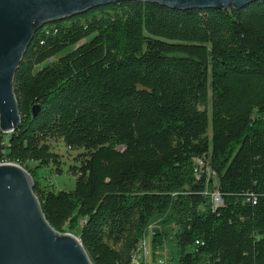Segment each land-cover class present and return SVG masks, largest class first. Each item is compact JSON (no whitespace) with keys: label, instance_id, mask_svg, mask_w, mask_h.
Listing matches in <instances>:
<instances>
[{"label":"trees","instance_id":"obj_1","mask_svg":"<svg viewBox=\"0 0 264 264\" xmlns=\"http://www.w3.org/2000/svg\"><path fill=\"white\" fill-rule=\"evenodd\" d=\"M14 92L21 123L0 132V162L29 172L47 222L92 264H133L156 222L177 264H264V0L128 1L44 25ZM51 140L81 157L72 190L36 173L62 174ZM151 235L154 259L164 236Z\"/></svg>","mask_w":264,"mask_h":264},{"label":"water","instance_id":"obj_2","mask_svg":"<svg viewBox=\"0 0 264 264\" xmlns=\"http://www.w3.org/2000/svg\"><path fill=\"white\" fill-rule=\"evenodd\" d=\"M128 1L178 11H230L257 0H0L1 133H13L20 126L14 77L36 31L97 7ZM37 112L34 107L33 116ZM33 187V178L23 167L0 164V264H92L74 234L50 226Z\"/></svg>","mask_w":264,"mask_h":264},{"label":"rangeland","instance_id":"obj_3","mask_svg":"<svg viewBox=\"0 0 264 264\" xmlns=\"http://www.w3.org/2000/svg\"><path fill=\"white\" fill-rule=\"evenodd\" d=\"M68 52L65 51L58 55L57 57L53 58L52 60H56L60 56L65 55ZM52 60L48 61L47 63L51 62ZM51 151L59 156L60 166L62 169L61 175H55L53 169H45V170H37V175L42 176L44 182L53 187L54 190H72L74 188V178L69 174V168L73 165H77L81 159L78 156L77 151H70L64 146V144L60 140H51L49 142ZM196 165L199 168H205L206 171L208 168L205 166V162L203 161H196ZM31 168L34 166L31 165ZM211 177L210 179L216 184L215 177L209 174ZM218 194L214 193L212 196V203L214 206H218L222 204V201H219ZM151 231L154 233L161 232L163 233V245L158 251L155 253V257L153 259L152 251H151V233L148 232L144 241L140 247V253L138 254L136 261L133 264H138L139 262L143 264H177V251L174 247V244L171 240V228L161 227L160 223H153L151 225Z\"/></svg>","mask_w":264,"mask_h":264},{"label":"built area","instance_id":"obj_4","mask_svg":"<svg viewBox=\"0 0 264 264\" xmlns=\"http://www.w3.org/2000/svg\"><path fill=\"white\" fill-rule=\"evenodd\" d=\"M6 161H1L0 164H6ZM151 228V227H150ZM150 230V229H149Z\"/></svg>","mask_w":264,"mask_h":264},{"label":"crops","instance_id":"obj_5","mask_svg":"<svg viewBox=\"0 0 264 264\" xmlns=\"http://www.w3.org/2000/svg\"><path fill=\"white\" fill-rule=\"evenodd\" d=\"M150 233L152 234V233H154V232H152L151 229H150Z\"/></svg>","mask_w":264,"mask_h":264}]
</instances>
